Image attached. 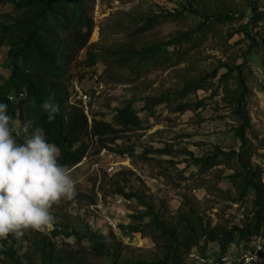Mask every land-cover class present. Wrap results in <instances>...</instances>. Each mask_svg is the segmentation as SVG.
<instances>
[{
    "label": "rangeland",
    "instance_id": "rangeland-1",
    "mask_svg": "<svg viewBox=\"0 0 264 264\" xmlns=\"http://www.w3.org/2000/svg\"><path fill=\"white\" fill-rule=\"evenodd\" d=\"M204 3L206 10H224L231 23L197 36L203 12L194 0H88L91 35L74 61V78L66 86L73 93L76 87L87 91L88 120L94 116L110 121L115 109L130 102L140 127L120 132L109 145L131 147L133 154L120 157L93 142L86 156L68 168L77 195L53 206L55 230H27L19 237L0 239V264H8L10 257L22 264H43L48 251L52 264L147 262L163 255L162 242L155 240L159 227L178 229L183 215H190L196 227L201 222L206 232L240 229L251 218L253 190L241 189L239 183L249 152L264 181V0ZM15 15L13 0H0V24H9V17ZM153 17H159V22L135 33ZM184 33L199 38L195 44L175 42ZM5 41L0 46L4 79L12 66ZM130 42L137 44L132 52L161 46L169 58L140 61L136 56L124 62L120 48L129 50ZM88 53L94 56L93 65ZM228 68L245 85L242 97L248 120L241 137L233 96H224L218 87V78ZM236 81L232 78L230 85L235 87ZM196 83L203 87L182 96L185 86ZM167 96L169 101L151 110L144 107L151 99ZM196 101L201 102L196 108L173 110L177 103ZM72 102L79 104L75 94ZM161 149L166 152H158ZM215 150L223 153L221 162L201 171L196 159ZM136 226L143 231H134ZM263 241L259 238L255 243ZM242 246L243 241L232 245L234 252L242 251ZM207 247L218 249L216 242Z\"/></svg>",
    "mask_w": 264,
    "mask_h": 264
},
{
    "label": "trees",
    "instance_id": "trees-1",
    "mask_svg": "<svg viewBox=\"0 0 264 264\" xmlns=\"http://www.w3.org/2000/svg\"><path fill=\"white\" fill-rule=\"evenodd\" d=\"M194 1L199 7L201 6L203 12V20L198 25L199 35L197 36L213 31L218 25L231 23L230 16L219 7L206 10L202 8L205 0ZM87 4L88 0H13L16 15L9 17V24H0V46L2 40H6L9 47L8 58L12 63L8 77L4 79L0 76V102L7 104V114L10 117H15L22 122L34 120L33 127L43 128L47 142L55 144L60 149L58 162L68 168L76 165L86 156L93 142L99 148L107 149L120 157L125 153L128 156L132 155L131 147H110L109 144L115 142L120 132L139 128L141 124L130 102L115 109L110 121L96 119L94 116L88 120L83 110L71 103L74 93L69 91L66 85L74 78V61L78 53L88 46L93 27L91 18L87 16ZM158 18H147L143 25L135 29V33L150 29L159 22ZM162 18L166 19V16ZM189 36L188 33L179 35L175 42L195 44V38H199ZM135 42L126 44L129 50L120 48V59L124 62L133 60L136 56L140 61L156 60L158 56L165 58V49L161 46H151L139 52L136 50L132 52L137 48ZM176 58L179 59L180 55H176ZM88 59L89 65H93V54L88 53ZM233 71L232 68H228L220 75L218 87L224 96H233V102L236 104L233 112L241 121L237 128L238 135L241 137L248 120L242 97L245 85L243 80H240V76L234 75ZM234 77L237 81L235 87H232L230 80ZM201 87H203L201 83L187 85L182 90V96ZM18 92H23L24 96L12 101L8 99L10 94ZM166 99L169 101L168 96L151 99L144 107L151 110L154 105ZM175 100L174 98L170 102ZM46 102L59 106L54 119H49V112L43 107ZM200 104V101L180 102L173 107V110L184 112L192 108V105L196 108ZM158 152L166 151L161 149ZM221 154L223 153L215 150L212 154L197 158L195 164L201 171H207L221 162L219 159ZM142 156L146 155L142 154ZM239 184L241 189L253 190L255 207L251 218L244 222L242 228L206 232L202 231L201 222H198L199 226L196 227V223L190 219L191 216L186 214L182 216L183 221L180 222L178 229L172 225L159 227L160 233L155 240L161 241V248L164 249L160 258L126 264H190L189 252L196 248L203 253L209 242H216L217 252L224 253L229 251L230 246L239 244L241 241H243V247L247 249L252 246L250 243L253 239L264 240V181L261 167L252 165L250 161V152L245 159L244 173ZM115 192L123 194L119 189ZM242 192L244 194V190L240 191ZM125 196L130 197V195ZM132 229L136 232L143 231L140 226ZM40 244L45 245L44 241ZM261 245L264 248V241ZM94 248L96 251L100 250L97 244ZM42 262L43 264L54 262L51 251L43 255ZM8 264L22 263L10 257Z\"/></svg>",
    "mask_w": 264,
    "mask_h": 264
},
{
    "label": "clouds",
    "instance_id": "clouds-1",
    "mask_svg": "<svg viewBox=\"0 0 264 264\" xmlns=\"http://www.w3.org/2000/svg\"><path fill=\"white\" fill-rule=\"evenodd\" d=\"M7 104L0 102V239L19 237L27 230L47 233L55 230L52 213L61 200L77 195L67 166L58 162L60 149L46 140L34 120L13 124ZM43 107L54 119L59 106Z\"/></svg>",
    "mask_w": 264,
    "mask_h": 264
},
{
    "label": "built area",
    "instance_id": "built-area-1",
    "mask_svg": "<svg viewBox=\"0 0 264 264\" xmlns=\"http://www.w3.org/2000/svg\"><path fill=\"white\" fill-rule=\"evenodd\" d=\"M79 104L73 103L80 107L84 113L87 110V101L89 95L87 91H82L76 87L74 92ZM24 96L23 92L12 93L8 96L9 100H15ZM256 240L251 241V247L245 249L243 246L242 251H235L232 246L229 247L228 252L218 253L215 249L206 248L205 252L201 253L196 248H193L188 254V262L190 264H262L264 257L261 255V244L255 243Z\"/></svg>",
    "mask_w": 264,
    "mask_h": 264
}]
</instances>
